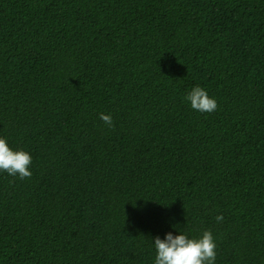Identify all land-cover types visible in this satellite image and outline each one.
Here are the masks:
<instances>
[{
  "label": "trees",
  "instance_id": "trees-1",
  "mask_svg": "<svg viewBox=\"0 0 264 264\" xmlns=\"http://www.w3.org/2000/svg\"><path fill=\"white\" fill-rule=\"evenodd\" d=\"M0 138V264H264V0H0Z\"/></svg>",
  "mask_w": 264,
  "mask_h": 264
},
{
  "label": "clouds",
  "instance_id": "clouds-1",
  "mask_svg": "<svg viewBox=\"0 0 264 264\" xmlns=\"http://www.w3.org/2000/svg\"><path fill=\"white\" fill-rule=\"evenodd\" d=\"M190 102L191 108L201 113H212L218 105L215 98L209 97L207 91L195 86L185 97ZM100 120L108 127H112L111 115L100 114ZM32 157L24 150H12L4 138H0V171L6 172L9 176H19L21 180L31 178L29 170ZM223 216H217V222ZM154 247L156 256L154 264H215L216 244L210 230H206L199 238H189L188 235L180 232L173 236L166 234L162 240L155 238Z\"/></svg>",
  "mask_w": 264,
  "mask_h": 264
}]
</instances>
